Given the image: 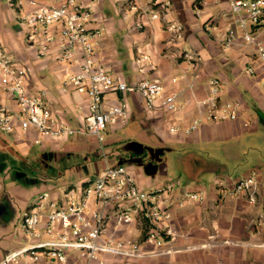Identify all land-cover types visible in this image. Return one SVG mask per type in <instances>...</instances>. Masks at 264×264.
<instances>
[{"label":"crops","instance_id":"crops-1","mask_svg":"<svg viewBox=\"0 0 264 264\" xmlns=\"http://www.w3.org/2000/svg\"><path fill=\"white\" fill-rule=\"evenodd\" d=\"M17 1L19 3L16 6H12L10 2L6 6L0 5L1 40L21 64L33 65L36 70L43 71L50 60H57L54 56L40 58L33 50L35 45L27 42L21 24L16 28L15 24L18 22L13 14L18 11L21 16L32 9L29 0ZM64 1L55 0V3L61 4ZM230 2L231 0H99L95 4L96 11L93 15L97 23L104 27L99 62L127 82L138 81L142 75L163 80L170 91L180 92V100L184 106L177 114H169L162 109L148 110L137 93L108 94L106 98L109 103H117L123 98L127 101L130 118L125 126H114L107 131V135L111 137L104 146L105 154L100 148L97 152L104 159L98 173L110 165L109 156L119 158L120 154L130 153L133 144L124 145L126 148L119 150L118 142L122 138L115 135L117 131H125L135 124L139 127V140L136 141L135 148L150 143L156 148H161L162 144L169 147L180 146L186 151L183 160L187 183L182 187L204 191L207 195L206 202L202 204L174 210L173 225L178 233V237L172 242L175 252L148 259L125 260L103 256L104 264H264V202L260 201L251 207L242 198L223 195V191L231 187L238 178L233 180L218 176L209 188L198 184L204 172L214 168L208 167L210 159L197 150L211 149V146H217L220 141L230 142L246 130H264V70L258 58V49L243 38L245 33L253 31L255 27L250 23L242 27L240 18L231 13ZM153 14L158 17L152 18ZM173 24L179 25L180 30L171 29ZM230 29L235 30L236 38L228 44ZM186 51L196 52L199 56L200 61L196 67L185 56ZM142 55H149L153 59L155 69L144 67V73L140 75L135 71L140 69L137 60ZM58 63V70H64L66 76L72 68L68 64ZM27 71L28 82L32 83L30 87L33 91L47 92L45 100L61 120L74 126L82 124L83 111L79 107L86 101L72 86L65 85V76L62 77V85L57 86L48 80L47 85L40 79H34L33 74L28 69ZM173 78H177L178 82L172 83ZM213 78L222 84L221 97L241 102L239 119L213 122L207 120L205 108L198 106L200 100L211 96L209 81ZM0 104L14 106L12 100L3 93L1 85ZM199 119H203L201 125L186 134L185 129ZM246 122L248 125H245ZM172 127L177 128V131L172 132ZM76 138L81 142L97 141L93 137ZM64 142L45 137L33 130L17 128L13 133L0 130V262L8 252L32 243L28 236L18 237L20 233L24 234L19 228V222L31 205L33 196L42 193L37 188H48L54 192L51 193L54 196L61 191L53 186L48 173L41 174L39 183L30 184L25 173L34 171V162L47 165L51 156H58L65 148ZM34 148L37 152L31 157ZM74 149L69 144L68 150ZM131 170L141 185L152 186L151 181L144 178V170ZM148 170L164 172L166 163L160 162L158 168L150 165ZM260 170L264 173L263 169ZM97 174L84 177L77 184H82ZM78 175L79 178L82 177L80 168ZM261 179L264 180L263 175ZM139 229V225L133 224L119 236L138 238ZM18 264L55 263L42 259L37 262L22 260Z\"/></svg>","mask_w":264,"mask_h":264},{"label":"built area","instance_id":"built-area-1","mask_svg":"<svg viewBox=\"0 0 264 264\" xmlns=\"http://www.w3.org/2000/svg\"><path fill=\"white\" fill-rule=\"evenodd\" d=\"M9 1L12 6L19 3ZM29 4L32 9L19 17L26 40L38 46L40 58L54 56L58 62L76 68L71 69L64 83L85 99L86 103L79 107L83 111V121L74 126L59 118L45 100L47 92L33 91L26 67L0 37V85L14 103L13 107L0 104L2 132L13 133L17 128L33 130L63 142L77 136L93 137L105 154L107 131L114 126H125L130 118L127 101L123 98L117 103H109L108 94L137 93L150 111L162 109L177 114L183 109L180 92L170 91L163 80L143 77L127 82L99 62L104 27L97 23L89 6L77 0H65L61 4H56L55 0H29ZM230 10L240 18L242 27L249 23L255 27L243 38L258 49L264 70V0H231ZM157 17V14L152 16ZM180 28L177 24L171 26V29ZM235 38V30L230 29L227 43L231 44ZM185 56L193 67L199 64L196 52L186 51ZM138 63L155 69L149 55H142ZM177 82V78L172 79V83ZM209 86L211 96L198 102L199 107L205 108L207 120L239 119L241 102L221 97L222 84L218 79H211ZM202 122L203 119L196 120L185 133H191ZM171 131L175 132L177 128L172 127ZM223 195L242 198L251 207L260 201L263 203L264 180L259 170L253 169L238 178L223 191ZM206 200L204 191L183 188L172 181L146 188L126 166L107 165L96 176L82 184L65 187L56 196L39 193L19 224L32 243L8 252L0 264L42 259L60 264H104L103 256L130 260L170 254L175 252L172 242L178 237L173 225L174 210ZM133 224L139 225L138 238L119 236Z\"/></svg>","mask_w":264,"mask_h":264},{"label":"rangeland","instance_id":"rangeland-1","mask_svg":"<svg viewBox=\"0 0 264 264\" xmlns=\"http://www.w3.org/2000/svg\"><path fill=\"white\" fill-rule=\"evenodd\" d=\"M77 1L82 5L89 6L95 14V4L99 0ZM9 2V0H0V5L6 6ZM13 17L15 18V21L18 22L15 24L16 28H19V12H15ZM37 49L38 46L35 45L33 47L35 53L37 52ZM50 61L51 62L49 65L44 68L43 71L36 70L33 65H22L26 67V69H28L31 74H33L34 79H40L44 83H46L48 80L49 83L53 82L57 84V86H60L63 82L62 77L65 76L64 70H58L59 63L57 61ZM137 64L139 65L140 69L135 72L141 75L144 73V70L142 69L144 67L139 63ZM143 77H145V75H142V78ZM66 78L67 75L65 76V79ZM30 85H32L31 82ZM66 88L71 89V87ZM130 128L125 129V131H117L115 135L122 138V141L118 142L119 150H124V148H126L124 145L133 144L130 153L128 152L127 155L120 154L119 158L109 156L110 165L122 164L129 169L144 170V178L151 181V187L164 184L168 181L175 182L181 187L186 185V171L184 169L185 162L183 160V156L185 155L186 151L180 146H162V143L161 148H156V146L151 143L144 144V146L141 147L142 149L135 148L137 146L136 141L139 140L137 132L139 127L134 124L132 128ZM108 131H110V129ZM109 137L111 136L109 134L107 135L106 133V139ZM64 144L65 148L61 151V153L56 157L51 156L46 162L47 165H43L41 162L32 163L35 172L26 171L25 173L29 184L34 182L39 183L42 179L41 174L48 173L50 176L49 180L52 182L53 186L57 188V191H60V189L62 190L63 187H68L70 184L72 185V183L77 184L84 177L88 178L97 174L99 171L98 169L102 168L101 165L103 164L104 159L101 155H97L98 149L100 148L97 141L88 140L86 142H81L78 138L73 137L64 142ZM69 144H71V146H73L75 149L72 151L68 150ZM84 146H86V148H82ZM197 151L201 152L202 155H205V158L210 159L209 161L211 163L208 164V167L214 168V170L208 169L206 172H204L203 176L199 180L200 183H198L203 187L209 188L211 183L215 182L218 176L222 178L228 177L234 180L245 175L253 169L264 170V130L262 128L256 130H246L240 136L230 142L220 141L217 146H211V149L209 147L208 150L203 148ZM36 152L37 149L34 148L31 152V157ZM160 162L166 163V170L164 172L158 171L161 169L156 171L148 170L150 165H154L158 168ZM79 168L82 171L81 178H79L78 175ZM261 175L264 177V173H261ZM145 185L147 186L146 188L150 187L148 184ZM32 188H34V186H32ZM37 189L42 193H54L50 189L48 190V188L42 189V187H38ZM38 195L39 194H37L35 197ZM35 197L33 196L31 203ZM24 236L26 235H22L20 233L18 237L20 238ZM47 261L49 263L51 262V260ZM54 263L60 264L58 262Z\"/></svg>","mask_w":264,"mask_h":264},{"label":"trees","instance_id":"trees-1","mask_svg":"<svg viewBox=\"0 0 264 264\" xmlns=\"http://www.w3.org/2000/svg\"><path fill=\"white\" fill-rule=\"evenodd\" d=\"M101 149V148H100Z\"/></svg>","mask_w":264,"mask_h":264}]
</instances>
